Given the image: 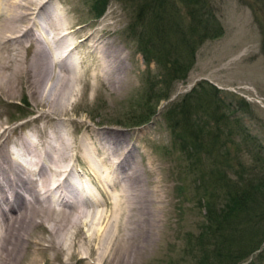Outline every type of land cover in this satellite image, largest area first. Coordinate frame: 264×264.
Returning <instances> with one entry per match:
<instances>
[{"label": "rangeland", "instance_id": "obj_1", "mask_svg": "<svg viewBox=\"0 0 264 264\" xmlns=\"http://www.w3.org/2000/svg\"><path fill=\"white\" fill-rule=\"evenodd\" d=\"M154 1L50 0L47 9L52 17L63 12L74 28L84 26L88 32L98 30L108 41L116 42L122 50L125 79L120 85L103 80L97 90L85 89L84 95H78L75 108L55 121L57 127L38 118L48 108L36 101L51 100L50 87L47 86L41 97H35L33 89L26 84L17 86L15 93L0 91V130H7L0 141L5 139L13 157L20 158L22 164L28 163L37 173L38 156H25L22 136L36 139L43 133L53 135L57 128L55 133H72L73 146L81 143V149L88 146L97 154V150L103 152L101 147L106 140L97 136V132L108 130L120 135L126 140L125 149L130 148V153L124 155L127 161L119 155L113 157L104 177H119L134 162L147 188L154 181L165 186L164 203L154 202L150 208L151 225L142 223L140 257L126 264H204L206 259L213 260L215 246L222 240L204 229L209 205L220 206L229 189L238 182L245 186L253 182L258 187L254 195L259 209L255 214L261 219L259 214L264 213V0H206L221 32H213L215 37L195 47V62L186 77L175 75L166 63L182 59L186 64L191 56L180 34V29L186 31L189 16L179 0H168L172 3L167 9L171 10L163 25L157 18L161 14L159 9L154 11L146 6L158 5L157 2L151 4ZM101 7L106 10L98 16ZM47 17L37 19L43 23L41 33L45 35L49 30L50 18ZM158 25L167 26L168 32L157 36ZM75 36L79 43L85 33ZM149 39L157 50L151 56L145 53ZM82 47L86 51L91 49L89 44ZM78 56L71 57L75 61ZM71 57L67 61H71ZM87 62L84 79L95 68L93 62ZM61 65L52 71L51 78L64 72ZM54 142L59 144L57 140ZM125 149H120V153ZM73 157L66 155L60 164L63 166ZM84 168L82 162L75 164L72 169L75 173L70 178L81 192L84 186L81 182L89 179ZM70 182L64 189L66 196H71ZM93 185L92 192L99 199L104 198V191H100L96 181ZM99 185L105 187L104 183ZM83 193H87L86 190ZM154 195L153 192L151 198ZM122 222H125L124 217ZM255 229L264 230V218L257 222ZM260 248L240 264H264V242ZM52 254L40 256L38 264H59ZM71 261L77 264L76 259ZM79 264L85 263L80 260Z\"/></svg>", "mask_w": 264, "mask_h": 264}, {"label": "bare ground", "instance_id": "obj_2", "mask_svg": "<svg viewBox=\"0 0 264 264\" xmlns=\"http://www.w3.org/2000/svg\"><path fill=\"white\" fill-rule=\"evenodd\" d=\"M48 4L50 0H0V91L15 93L17 86L26 84L33 89L35 97H41L47 86L50 87L51 100L37 97L40 101H35L48 108L38 116L39 121L54 124L60 115H67L75 108L78 95H84L85 89L95 90L103 80L123 84L126 68L122 50L115 41L111 43L98 30L88 32L84 26L74 28L63 12L52 17ZM44 15L50 18L48 23L45 21L49 27L47 37L41 33L43 23L37 21ZM81 32L85 37L78 43L75 35ZM88 44L90 51L82 47ZM73 54L79 55L75 61L71 57ZM90 54L94 56L90 57ZM70 57L72 60L67 61ZM88 60L95 68L84 79ZM61 63L64 72L51 78L52 71ZM53 91L57 93L54 95ZM56 129L53 135L43 133L35 140L27 136L21 138L25 156H38V161L35 160L39 165L37 173L27 162L28 165L22 164L20 158L13 157L5 139L0 141V264H38L39 257L49 255V252L59 264H71L74 259L77 264L80 260L85 264L133 262L140 257L141 228L143 224L151 225L148 221L150 208L154 202L164 203V184L154 181L147 188L134 162L119 177H104L106 166L113 157L119 155L123 160L130 153V148L125 149L126 140L120 135L108 130L94 132L106 138L101 147L103 152L97 150L94 155L88 146L82 149L81 143L73 146L72 133L63 135L55 133ZM6 132V129L0 130V138ZM86 133L90 131L86 130ZM54 139L59 141L57 146ZM120 149L126 151L120 153ZM66 155L74 156L73 160L62 166L60 162ZM51 162L53 164L49 166ZM79 162L83 163V171L89 178L81 182L83 192L86 190L87 193L81 192L70 180L75 173L72 169ZM79 178L81 181V176ZM68 181L72 185L71 196L64 193ZM94 181L100 191H104V198L99 199L92 192ZM99 183H104L106 189ZM153 192L155 197L151 198Z\"/></svg>", "mask_w": 264, "mask_h": 264}, {"label": "trees", "instance_id": "obj_3", "mask_svg": "<svg viewBox=\"0 0 264 264\" xmlns=\"http://www.w3.org/2000/svg\"><path fill=\"white\" fill-rule=\"evenodd\" d=\"M179 1L185 7L186 14L190 19V23L186 26V31L180 29V34L184 42V47L190 49L191 56L188 58L189 60L186 64L182 62V59H174L173 61L167 60L166 66L169 70H172L175 75L182 74L183 77H186L190 67L195 62L193 54L196 49L195 47L215 37L216 35L213 34V32L220 33L221 28H219V23L213 14V9L207 5L206 0ZM155 2H157L158 5L152 6L148 4L146 6H150V9L154 11L159 9L161 14L157 18H160V21H157L163 24V21L169 18L170 13L168 11L171 9H167V6L172 2L168 0H155L151 4H155ZM95 8H99V6ZM105 10V7H101L98 16H102ZM163 25L157 26V36H160V34L165 35L168 32L167 26L165 27ZM146 46L149 47L148 49L146 48L147 52H145L148 53V56L157 52L156 45L152 43L151 39H149L148 45ZM147 61L150 62V59L147 58ZM229 190L225 200L220 203V206L219 204L217 206V203L209 205L208 220L204 229H206L207 234L210 232L212 236L219 235V239L222 240H219L215 246L213 260L210 258L206 259L205 262H203L204 264H213V261L219 264H240L245 261V258L252 255V253L260 250L264 242V230L255 229L257 227V222L264 218L263 211L259 214L261 219H258L257 214H255L259 209L254 195V193L258 191V187H256L253 182L248 183V186L240 185L238 182ZM255 220H257V222ZM254 224H256V226H254ZM259 225L260 224H258V226ZM259 236L261 238H259Z\"/></svg>", "mask_w": 264, "mask_h": 264}]
</instances>
